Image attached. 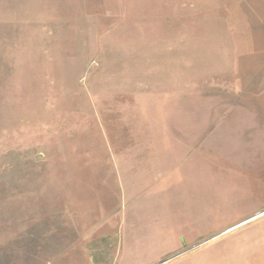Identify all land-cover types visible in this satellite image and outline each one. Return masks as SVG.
<instances>
[{"label": "rangeland", "instance_id": "obj_1", "mask_svg": "<svg viewBox=\"0 0 264 264\" xmlns=\"http://www.w3.org/2000/svg\"><path fill=\"white\" fill-rule=\"evenodd\" d=\"M0 264H264V0H0Z\"/></svg>", "mask_w": 264, "mask_h": 264}, {"label": "crops", "instance_id": "obj_2", "mask_svg": "<svg viewBox=\"0 0 264 264\" xmlns=\"http://www.w3.org/2000/svg\"><path fill=\"white\" fill-rule=\"evenodd\" d=\"M203 232H204V231H202V233H203ZM198 233H199V232H198ZM167 240H168V241H167V243H168V249H169V247H170V248H173V246H172V241H175V242H174V246L177 247L178 234H176L174 237H172V238H170V239H167ZM168 249H167L165 252L168 253ZM165 252H161L160 255L163 254V253H165Z\"/></svg>", "mask_w": 264, "mask_h": 264}]
</instances>
